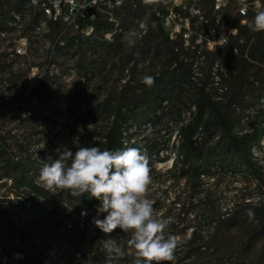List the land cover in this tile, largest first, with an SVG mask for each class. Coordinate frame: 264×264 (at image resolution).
Listing matches in <instances>:
<instances>
[{"label": "rangeland", "instance_id": "374dc122", "mask_svg": "<svg viewBox=\"0 0 264 264\" xmlns=\"http://www.w3.org/2000/svg\"><path fill=\"white\" fill-rule=\"evenodd\" d=\"M261 1V10H264V0ZM186 3L190 15V29L188 31L191 37L188 42L183 36L177 38V50L180 53L181 66H169L171 57L162 54L157 48L151 49L147 53L145 62L138 65L128 63V50L134 45H138L139 39L148 30L146 7L144 4H140L138 7L142 13L144 12V17L133 21L131 19L126 22L122 21L124 35L116 45L110 47L108 44L113 40L114 31L106 33V29L102 28L89 41L84 38L85 45L82 48L73 46L65 49V56L58 60L60 65L53 70L56 75L62 74L60 77L62 84L52 88L54 96L46 105L48 110L46 116L53 120L51 122L53 127L50 128L53 130L50 131L49 129L47 136H43L41 123L35 118L34 110L30 114L33 119L31 117L25 118L26 115L22 116L21 119L5 118L0 115V123L12 127L13 133L30 144L28 147L33 152L32 159L39 163L49 157L53 159L57 152L54 147L59 145L58 141L55 140L67 136L64 128L65 123L69 122L67 105L72 106L73 116L76 118L89 108L95 100L102 102L106 97H112L113 105L117 104V98L126 79H133L134 82H138L145 75L153 77L157 73L166 72L168 74L167 79L170 80L173 77L171 72L176 67L178 74L192 68L195 73V83H190L185 79L182 83L168 86L166 93L168 98L163 103L164 112L160 115V119L152 123L141 124V126L135 125L126 133L133 134L127 147L138 148L149 159L152 183L149 186L148 198L152 200L153 206L159 205L161 207L156 212L171 221L167 228V234L176 236L179 241L175 250V258L184 254L183 252L180 253L179 250H182L183 245L188 243L194 226H197V219L204 218V216L196 215L193 211H187L192 207V204L188 199L189 192L187 191L186 180L177 177L171 171L175 157L174 147L179 138L176 135V128L180 122L187 121L194 110L192 102L196 92L195 84L209 83V88L213 87L211 91L217 99L221 100L224 105L235 106V116L242 118L239 130L249 127V112L256 109L254 104L263 91L260 83L252 84V77L249 80V77L236 74L238 78L227 81V77H225L228 73L226 66L218 68L215 65L214 70L209 71L213 57L211 52L214 50L209 38L217 36L219 32L222 34L228 31L227 16L232 13L236 17L238 1L229 0L227 8L220 15L222 19L220 24L209 25L210 28L215 27L211 32H208L209 26L206 27V24L207 22L211 24V21L216 17V13L213 11V0H186ZM29 5L32 4L26 3L25 6L28 7ZM38 12H41L38 8H35L32 14H29L28 10L25 12L24 9L18 14L19 18L5 20L4 29H0V79L3 80L0 84V104H2L3 110L7 106L10 107L9 109L19 106H34V103L23 104L22 100L26 93L37 87L39 76L44 70V51L50 42L45 35L49 31V24L38 29L36 26L42 22V19L38 18L36 23L31 22V18ZM24 16L26 20H23ZM14 19L20 20V27L34 28V32L29 31L27 33L30 42L29 57L19 58L13 55V48L16 46L19 36L18 30H13L16 28ZM248 24L249 19H246L245 23L238 22L243 33L249 34ZM138 26H143V30L135 37V43L130 44L126 34L130 30L138 31ZM119 27V22H116L114 28H117V32L121 31ZM183 28L185 29V27ZM68 32L70 33L62 35L78 34L76 29L68 30ZM196 46H199L198 51L194 49ZM118 47L122 48L118 49ZM79 50L80 53L75 55ZM82 57L87 69L78 73V61ZM244 58L247 61H242V67L247 70L245 74L249 75V72L253 71L249 66V54ZM223 77L225 80L221 81ZM10 79L14 83H11ZM240 85L243 93L241 104H232L230 101L232 94ZM151 88L155 89V86L152 85ZM15 96H17L16 100L7 102L8 98ZM60 96H64V98L60 99ZM149 106L152 104L141 106L140 110ZM18 127L23 129L18 131ZM33 127L38 129L40 133L34 134L31 130ZM254 153L264 167V139L260 147L254 149ZM18 156L27 162L28 155L26 152ZM210 182L215 181L210 179ZM12 183L10 177L2 178L0 180V195L5 194L7 187H11ZM256 184L257 182L253 180L250 174L247 176L242 173L235 176L218 175L215 194L219 197V206L225 214L216 222L213 221L212 225L211 215H206L205 237L201 241L202 249L186 264H264V197ZM9 194L12 199L10 205H16L18 197L16 194ZM44 216L45 213L42 212L39 216L41 219L38 218L37 222H32L27 227L26 243L18 245L14 249L9 241H0V246L3 249L0 253L2 262L8 261L10 257L12 262L21 264L18 260L23 258L24 254L31 255V260L40 250H44L42 264H94L91 256L87 254L85 245L82 247L81 253H76L75 249H69L66 246L67 242L75 240V234L81 232L84 234L86 230L93 228L92 217L84 215L76 219L70 210L60 220L50 217L44 218ZM65 231L69 232L67 240L62 239V234ZM108 237L116 241L117 239L123 240L120 244L117 243L123 252V255L120 256H130L135 252L128 243L131 239L130 233L114 230L108 234ZM3 244L6 245L7 249L3 248Z\"/></svg>", "mask_w": 264, "mask_h": 264}, {"label": "trees", "instance_id": "16d2710c", "mask_svg": "<svg viewBox=\"0 0 264 264\" xmlns=\"http://www.w3.org/2000/svg\"><path fill=\"white\" fill-rule=\"evenodd\" d=\"M27 1L0 0V9L2 10L0 29H4L5 20L13 19L12 11L22 12L24 10ZM140 4H144L146 7L148 30L139 39V44L128 50V63L138 65L145 62L147 53L151 49L157 48L162 54L171 57L169 66H181L180 53L177 50V38L182 36L179 35L172 39L163 28L161 18L158 15L160 11L162 12L158 0H140L135 8L133 5L127 4L123 8L105 14L104 17L100 15L94 22L95 29L91 36H85L80 32L71 36H63L62 34L70 32H62L63 29L58 23L50 21L49 31L45 34L50 42L44 51V70L39 76L37 87L26 93L22 100L23 104L34 103V106H19L11 109L7 106L3 110L2 104H0V115L5 118L19 119L26 115L25 118L29 119L34 110L35 118L41 123L43 136H47L49 129L53 127V125L51 126L53 120L46 116L48 112L46 105L54 96L52 88L62 84L60 79L62 74L56 75L53 70L60 65L58 60L65 56V49L73 46L82 48L85 45L84 38L89 41L102 28L106 29V33L114 31L113 40L108 44L110 47L116 45L124 35L121 22L144 17V12L142 13L138 7ZM34 9L33 5L27 7L29 14H32ZM255 14V12H249L246 19H249L250 22ZM40 16V12L36 13L31 18V22L36 23ZM221 20V18L217 20L215 17L211 24L207 22L206 27L209 25L216 26L220 24ZM240 20L241 16L238 14L236 17L232 13L227 16L228 24L235 27L237 32L235 34L230 33L226 45H216L211 52L213 57L209 71L212 72L215 65L218 68L226 66L228 70L225 75L227 81L235 80L238 78L237 75L249 77V80L252 77V84L260 83L263 91L254 104L256 109L249 112V127L239 130L242 118L235 116V106L224 105L221 100L217 99L212 94L211 89L213 87L209 88V83L195 84L196 92L192 102L194 110L188 120L180 122L176 128V135L179 138L174 147L175 157L171 171L177 177L186 180V187L189 192L188 199L192 204V207L187 211H193L196 215L204 216V218L197 219V226H194L188 243L183 245L182 250H179L180 253L183 252L184 254L175 258L174 262H164V264H186L189 259L196 256L202 249L201 241L205 237L206 215H211V225L213 221L216 222L224 216L225 213L219 206L220 199L215 194V184L219 174L235 176L242 173L246 176L252 175L253 180L257 182L256 186L261 189V194L264 197V167L254 153V149L260 147L264 139V32H254L250 29L249 34L243 33L241 26H238ZM116 22H119L120 32L114 28ZM210 26L208 32L215 29L214 26L212 28ZM141 30H143V26H138L136 34L141 33ZM220 35L219 32L217 36H211V38L217 40ZM121 48L118 47V49ZM198 48L199 46H196L195 51H198ZM79 53L80 50L75 55ZM248 54L249 66L253 69L249 75L245 74L247 70L242 67V61L246 60L244 56ZM78 63V73L87 69L83 57L79 59ZM177 71L178 68L176 67L171 72L173 77L170 80L167 79L168 74L166 72L154 75L153 87L155 86V89L145 85L142 80L134 82L133 79H126L117 98V104L113 105L112 97H106L102 102L95 100L89 108L76 118L73 116L72 106L67 105L69 122L64 125L67 136L55 140L58 141L59 145L55 146L54 150L59 149L62 152L64 148H67L75 153L81 146L100 147L102 150L126 148L133 135L126 133L133 126L152 123L161 118L160 115L164 112L163 103L168 98L166 93L169 85L182 83L185 79L190 83H195V73L192 68L184 70L180 74ZM225 77L221 81L225 80ZM1 81L3 80L0 79V84ZM11 83L14 82L11 80ZM16 98L17 96L8 98L7 102L16 100ZM59 98L63 99L64 96ZM242 98V86L240 85L233 92L230 101L232 104L238 105L241 104ZM149 103L152 106L140 110L141 106ZM31 118L33 119V117ZM17 129L21 131L23 128L18 127ZM31 130L34 134L40 133L34 127ZM52 130L50 129V131ZM28 146L30 144L13 133L12 127L0 123V180L7 176L13 181L12 186L7 187V192L0 195V241H9L14 249L18 245L26 243L27 227L32 222L41 219L39 216L42 212L45 213L44 218L50 217L59 220L66 216L68 210L76 219L84 216L82 213L94 218L98 215L97 208L100 204L98 200L89 198L87 195L77 198L68 192L61 191L54 194L41 188L36 180L42 162L33 161V152ZM24 152L28 155L27 162L18 156ZM56 158H58L57 152L54 154L53 160ZM210 179H214L215 182H210ZM4 185L7 186V184ZM9 193L16 194L18 197L16 205H10L12 199ZM7 203L9 204L7 205ZM153 207L156 211L161 208L159 205ZM105 215L106 213H101L98 218L103 219ZM116 230L122 232L119 228ZM74 236L76 237L74 241L66 243L67 248L75 249L76 253H81L82 247L85 245L87 254L91 256L94 264H133L135 252L130 256H120L115 253L109 255L105 248V240L109 239L108 234L103 233L95 225L92 229L86 230V233L81 232ZM68 237L69 232L65 231L62 234V239L67 240ZM121 241L123 240L117 239L116 243L120 244ZM3 248L7 249L6 245ZM43 253L44 250H40L31 260V255L24 254L23 258H19L18 261L21 264H42ZM0 264L17 263L12 262V258L9 257L6 262H2L0 259Z\"/></svg>", "mask_w": 264, "mask_h": 264}, {"label": "clouds", "instance_id": "9594fccd", "mask_svg": "<svg viewBox=\"0 0 264 264\" xmlns=\"http://www.w3.org/2000/svg\"><path fill=\"white\" fill-rule=\"evenodd\" d=\"M248 26L254 32H264V10L258 11ZM136 35L135 30L126 34L130 44L135 43ZM142 82L151 87L155 79L145 75ZM57 153L54 160H41L36 180L41 188L98 200V215L92 223L105 234L118 228L130 233L129 244L135 250L133 264L174 262L179 241L167 234L170 219L158 214L148 198L152 178L146 155L136 147L102 150L81 146L75 153L67 148ZM101 213H106L103 219L98 218ZM105 248L110 256L123 255L115 239L105 240Z\"/></svg>", "mask_w": 264, "mask_h": 264}, {"label": "built area", "instance_id": "2783aa9c", "mask_svg": "<svg viewBox=\"0 0 264 264\" xmlns=\"http://www.w3.org/2000/svg\"><path fill=\"white\" fill-rule=\"evenodd\" d=\"M15 0H10L13 2ZM35 1V8H47L51 15L53 23H58L62 27V32L80 29L85 32V35H90L94 22L99 16H105L112 11L123 8L127 3H134V8L139 4L140 0H32ZM161 10L158 15L161 18L163 28L166 30L170 38H176L181 35L188 42L191 37L189 34L190 29V15L188 14V5L186 0H158ZM239 5L237 14L241 16V22L245 23L246 17L249 12L261 10V0H237ZM229 0H213V11L216 13L217 20L220 15L227 8ZM25 6V12H26ZM236 14V15H237ZM2 10L0 9V16ZM16 21V28L19 36L17 44L13 48V55L19 58L29 57V31L34 32V28L20 27V20ZM185 27V29L183 28ZM237 29L229 24L228 31L223 32L220 37L215 40L209 38L212 48L215 49L216 45L224 46L228 42L230 33H236ZM3 36V35H1ZM0 250L2 246H0Z\"/></svg>", "mask_w": 264, "mask_h": 264}, {"label": "bare ground", "instance_id": "6f19581e", "mask_svg": "<svg viewBox=\"0 0 264 264\" xmlns=\"http://www.w3.org/2000/svg\"><path fill=\"white\" fill-rule=\"evenodd\" d=\"M15 1H18V0H15ZM27 3H29V4H32L34 7H35V1H32V0H28L27 1ZM127 4H129V5H133L134 6V3H127ZM41 12V16L39 17V18H41L42 19V22H40L37 26H36V28H38V29H42V27H44L45 25H47V24H49V22L51 21L52 22V20H51V15H50V13L47 11V8H38ZM27 10V9H26ZM34 11V10H33ZM12 14V16H13V18H19V15L18 14H20V12L18 13V14H16V13H14V12H12L11 13ZM28 15V14H27ZM26 15V16H27ZM29 19V18H28ZM24 20V19H23ZM26 20V19H25ZM28 21V20H27ZM7 25V24H6ZM12 25V24H11ZM44 29V28H43ZM94 29H95V26L93 25V28H92V30H91V32H90V35L89 36H91L93 33H94ZM76 31H78V32H81V33H83V34H85V32H83L82 30H80V29H76ZM2 32V31H1ZM0 253H1V250H0Z\"/></svg>", "mask_w": 264, "mask_h": 264}]
</instances>
